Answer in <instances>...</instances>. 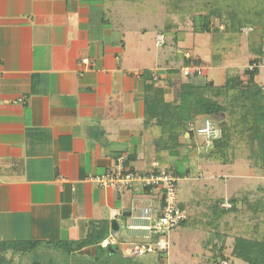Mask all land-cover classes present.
<instances>
[{"label": "crops", "instance_id": "0c3cea01", "mask_svg": "<svg viewBox=\"0 0 264 264\" xmlns=\"http://www.w3.org/2000/svg\"><path fill=\"white\" fill-rule=\"evenodd\" d=\"M110 4L0 0V242L77 241L101 221L111 234V211L123 213L120 226L135 209L158 204L155 190L119 193L89 181L122 155L135 170H150L157 132L144 128L140 76L149 70L163 81L168 101L165 82L182 78L167 54L136 67L115 20L121 8ZM123 237L119 250L136 241Z\"/></svg>", "mask_w": 264, "mask_h": 264}, {"label": "rangeland", "instance_id": "374dc122", "mask_svg": "<svg viewBox=\"0 0 264 264\" xmlns=\"http://www.w3.org/2000/svg\"><path fill=\"white\" fill-rule=\"evenodd\" d=\"M110 3L111 9L121 8L115 20L123 21L121 27L127 31V52L138 68H151L155 62L164 60L167 54L173 68H180L182 74L183 57L191 55L194 61L200 62L206 79L218 85L223 83L226 73L240 77L244 83V72L254 68L251 62L255 56L250 49L252 42H259L263 28L247 26L238 33H227L225 17L227 12L239 10V5L251 18L255 13L264 15V0H110ZM212 9L224 14L223 22L220 18H211L212 31L195 34V27L201 26L202 17ZM218 26L221 30L213 31ZM157 34L164 36L162 47L155 45ZM258 66L256 81L264 87V59ZM176 84L171 85L174 87ZM171 99H174L173 91ZM158 135L152 134L155 138ZM200 144L202 139L197 137L194 146L190 147L191 152L196 153L195 159L188 158L186 150H181L177 156L162 153V167L166 171L182 168H179L176 184L177 202L187 216L181 226L165 237L170 244L169 255L147 253L127 261L123 257V253L128 255L126 251L130 250L127 246L106 259V256L102 257L100 263L219 264L225 259L228 264H246L232 256L231 249L236 237L264 239V172L261 164L253 157L246 136L236 135L234 131L231 132L225 163L209 156L211 151L214 152L213 148L199 151L196 147ZM183 170H188V173L185 175ZM226 201L232 208L216 220L212 206ZM118 221L124 222L121 218ZM125 234V230H120L116 238L128 244L123 237ZM35 253L22 258L17 255L14 264H31ZM76 258L81 257L77 255ZM69 262L72 263V259L58 258L59 264ZM89 262L91 259H74L76 264Z\"/></svg>", "mask_w": 264, "mask_h": 264}, {"label": "trees", "instance_id": "16d2710c", "mask_svg": "<svg viewBox=\"0 0 264 264\" xmlns=\"http://www.w3.org/2000/svg\"><path fill=\"white\" fill-rule=\"evenodd\" d=\"M126 1L130 2L131 0ZM239 6V10L227 12L225 17L227 23L225 25L223 23L226 32L238 33L247 26H261L264 32V15L261 14L260 16L255 13L253 14L254 17L251 18L243 6ZM222 15L224 14H221L217 9L210 10L202 17L201 26L195 27L194 33H210L213 29L210 19H222ZM219 30L221 29L218 26L213 31L218 32ZM167 34L169 35V33ZM263 41L264 33H262L259 42H252L250 52L254 54L255 59L251 62V66L254 68L244 72L246 77L244 83L240 77L226 73L223 83L218 85L213 80L206 79V75L198 76L195 72L183 76L174 87L172 85L174 99L168 101L165 98L162 81L160 79L154 80L152 72L149 70L142 72L140 79L144 103V128L154 129L159 134L154 139V148L155 160L160 167L164 166L161 160L162 153L166 152L167 155L177 156L181 150L194 146L195 135L189 131L188 124L197 125L203 119L209 118L214 121L219 130V136L213 140L214 152L211 151L209 156L222 159V162L225 163L231 142V132L234 131L236 135L246 136L247 142L252 148L253 157L260 162L263 170L264 87L256 81L259 75L258 63L264 59ZM182 66L200 67V62L194 61L190 55L188 59L183 57ZM165 83L171 86V83ZM179 168L173 169V172L170 173L179 177ZM184 173L186 175L188 170H185ZM145 190L150 192L153 189ZM211 209L216 220L220 219L228 210L222 208L220 202H216ZM108 231V223L101 221L92 222L85 237L77 241L32 239L1 241L0 264H14L17 255L22 258L26 254L34 252H36L35 258L32 259L31 264H59V256H64L69 261L72 259V263L69 262V264H76L74 259L79 260L81 258L84 260L91 259L89 264H109L108 262L100 263L101 258L106 256V259L109 255L118 252L119 249L116 246L105 248L100 246L101 242L107 238ZM156 240L157 236H154L153 241ZM123 254L127 261L136 258L125 257V253ZM77 255H80L81 258H76ZM231 255L246 264H264V239L236 237ZM21 258L19 259L22 261Z\"/></svg>", "mask_w": 264, "mask_h": 264}, {"label": "built area", "instance_id": "2783aa9c", "mask_svg": "<svg viewBox=\"0 0 264 264\" xmlns=\"http://www.w3.org/2000/svg\"><path fill=\"white\" fill-rule=\"evenodd\" d=\"M165 44L164 36L158 34L155 39V45L162 47ZM185 58H190V55H185ZM85 66H90L89 59H82ZM183 76H188L192 73H197L198 76H204L202 67L183 66ZM153 79H159L153 74ZM188 129L195 135V139L200 137L202 144L197 145L198 150L207 151L213 148V140L219 136L213 120L206 118L199 124H188ZM264 172V167L263 170ZM89 181L95 184L99 189H110L119 193H127L135 189L145 190L152 188L156 191L158 204L150 201L143 207L135 209L136 213L131 216L130 221L125 225H118L119 228L125 230L128 237L136 241L130 242L126 252V257H141L147 253H157L169 255L170 244L165 238L173 229L180 226L186 219V212L177 202L176 184L178 177L160 167L156 161L151 163L150 170L137 171L132 166L128 165V157L122 155L115 161L113 169L110 173L94 176L89 178ZM224 209L231 208L229 202L221 204ZM123 213L119 211H111L110 218L112 221H117ZM117 233L112 231L111 234L104 239L100 246H119L122 243L116 238ZM157 236V240L153 241V237ZM219 264H228L226 260Z\"/></svg>", "mask_w": 264, "mask_h": 264}, {"label": "water", "instance_id": "95a60500", "mask_svg": "<svg viewBox=\"0 0 264 264\" xmlns=\"http://www.w3.org/2000/svg\"><path fill=\"white\" fill-rule=\"evenodd\" d=\"M111 229H112L115 233L118 232L119 226H118V224H117L116 221H112V223H111Z\"/></svg>", "mask_w": 264, "mask_h": 264}]
</instances>
